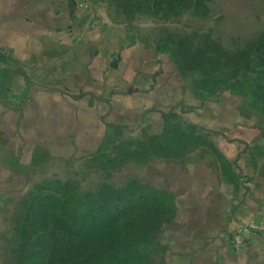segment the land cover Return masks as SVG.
Returning <instances> with one entry per match:
<instances>
[{
	"label": "crops",
	"instance_id": "0c3cea01",
	"mask_svg": "<svg viewBox=\"0 0 264 264\" xmlns=\"http://www.w3.org/2000/svg\"><path fill=\"white\" fill-rule=\"evenodd\" d=\"M70 8L0 0V44L19 64L12 88L23 94L0 115L9 183L92 160L127 133L134 161H165L141 183L172 206L155 244L163 264H264V232L232 245L240 224L264 227V123L229 98L185 91L168 58ZM188 140L196 144L185 151Z\"/></svg>",
	"mask_w": 264,
	"mask_h": 264
},
{
	"label": "rangeland",
	"instance_id": "374dc122",
	"mask_svg": "<svg viewBox=\"0 0 264 264\" xmlns=\"http://www.w3.org/2000/svg\"><path fill=\"white\" fill-rule=\"evenodd\" d=\"M70 9L94 25L111 21L127 41L138 39L168 58L185 91L203 101L229 98L236 112L264 123V0H92L88 8ZM11 54L0 44V115L23 97L12 88L19 64ZM125 135L101 156L54 166L53 173L30 171L15 185L0 166V264H30L41 233L53 239L47 264H163L155 244L172 206L159 194L140 204V187L155 174L151 165L165 161H134L135 144ZM185 143V151L196 144ZM193 153L184 161L194 160ZM84 209L98 220L78 223ZM67 222L72 238L59 239L58 223Z\"/></svg>",
	"mask_w": 264,
	"mask_h": 264
},
{
	"label": "trees",
	"instance_id": "16d2710c",
	"mask_svg": "<svg viewBox=\"0 0 264 264\" xmlns=\"http://www.w3.org/2000/svg\"><path fill=\"white\" fill-rule=\"evenodd\" d=\"M140 190L144 192L140 197V200H145V202L140 203L142 205H149L150 201L157 196L156 192L147 191L146 188L142 186L140 187ZM97 220L96 215H93L89 209H84L82 210V215L78 223L87 224L96 222ZM58 225L63 230L61 235L58 237L59 239L66 238L67 240L72 238L73 233L70 231L72 225H70V223H58ZM52 243L53 239L51 240L50 236L46 233H41L37 236L33 242L32 250L29 253L30 264H47L46 260L50 257L49 247Z\"/></svg>",
	"mask_w": 264,
	"mask_h": 264
},
{
	"label": "built area",
	"instance_id": "2783aa9c",
	"mask_svg": "<svg viewBox=\"0 0 264 264\" xmlns=\"http://www.w3.org/2000/svg\"><path fill=\"white\" fill-rule=\"evenodd\" d=\"M68 2L70 6H76L78 9H85L92 5V0H68ZM258 231L264 232V227L253 222L240 224L237 232L232 238L233 247L239 248L244 244L245 239L249 234Z\"/></svg>",
	"mask_w": 264,
	"mask_h": 264
}]
</instances>
